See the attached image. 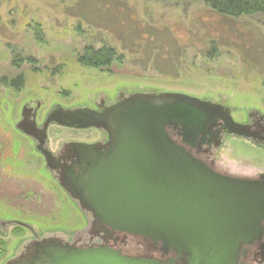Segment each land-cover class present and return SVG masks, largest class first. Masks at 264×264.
<instances>
[{
    "label": "rangeland",
    "instance_id": "obj_1",
    "mask_svg": "<svg viewBox=\"0 0 264 264\" xmlns=\"http://www.w3.org/2000/svg\"><path fill=\"white\" fill-rule=\"evenodd\" d=\"M213 45L219 55L209 60L204 55ZM88 46H110L125 64L111 73L81 67L76 57ZM20 76L19 91L1 82ZM152 92L213 101L228 108L236 123H245L250 112L263 118L264 15L224 18L194 0H0V219L27 223L40 237L61 233L69 243L87 228L33 142L16 129L25 105L42 104L41 124L56 105L94 108L99 97L113 101L119 93ZM100 136L48 131L53 152L65 142ZM216 162L230 176L264 173V151L242 140L227 141ZM18 231L3 241L6 256L32 236ZM120 248L128 257L161 255L160 247L148 251L152 243L138 237L128 236Z\"/></svg>",
    "mask_w": 264,
    "mask_h": 264
},
{
    "label": "water",
    "instance_id": "obj_2",
    "mask_svg": "<svg viewBox=\"0 0 264 264\" xmlns=\"http://www.w3.org/2000/svg\"><path fill=\"white\" fill-rule=\"evenodd\" d=\"M53 122L101 131L109 141L105 149L65 142L53 154L45 148ZM219 122L230 135L264 148L263 121L236 123L228 108L184 94H129L99 112L87 107L52 110L40 132L39 152L86 217L87 228L70 243L61 233L40 237L5 264H237L242 247L264 237V177H222L167 134L173 128L185 142L194 141L211 134ZM16 129L31 135L20 123ZM74 159L81 171L72 166ZM115 233L148 240L160 246L163 257H174L157 261L105 247H79L80 239H109Z\"/></svg>",
    "mask_w": 264,
    "mask_h": 264
},
{
    "label": "flooded vegetation",
    "instance_id": "obj_3",
    "mask_svg": "<svg viewBox=\"0 0 264 264\" xmlns=\"http://www.w3.org/2000/svg\"><path fill=\"white\" fill-rule=\"evenodd\" d=\"M126 96L127 95H123L122 93H119L118 97H116V99H114L113 101L107 100V99L105 100L103 97H99L100 101H98V100L94 101V108L87 107V106H83V107H87L91 110L98 111V112L103 111L107 108H111L112 106L117 105ZM41 107H42L41 103H36L35 108L30 107L29 103H28V105H25L21 111L20 118H19L17 124L20 123V125L22 126V128L25 131H31V135L27 136V137L33 142L35 151H37V153H39L42 156V154L39 152V147L41 148L40 132L42 131V127L45 124V122H46L48 116L50 115L51 111L58 108L59 106H57V105L53 106L52 109H50V111L44 117L43 123L39 124L38 113H39ZM74 108H76V107H74ZM67 109H72V108H67ZM262 121L264 122V118L262 119V116H260V114L255 113V112H252V113L250 112L249 114H247V121L245 123H239V124H244V125L245 124H252V123L257 124L258 122H262ZM51 127H58V128H63L66 130L77 131V132L97 131L94 129H91V130L90 129H86V130L85 129L84 130L70 129V128L61 127V126L55 124L54 122L51 123V125L49 126V128L47 130V141H46V147L45 148L47 150L49 148V150L53 154L57 153L59 149L57 151L53 152L50 148L48 131ZM97 132H99L101 134L100 140H98V141L84 142V141H80V140H76V141L74 140V141H68V142H78V143H83V144H87V145H98L101 149H105L106 144L109 141V137L106 133H103L101 131H97ZM167 134L172 141H174L176 144L185 148V150L191 156H193L195 160H197L199 163L206 166L212 172H214V173H216L222 177L231 178V179L246 180V181H257V180H260L262 177H264V173L259 174L255 178L244 177V176H230L226 172H221V170H219L217 168L216 157L218 156L219 151L224 146H226V143L229 140H234V139L242 140V141H245V142L249 143L250 145L256 147L257 149L264 151L263 147H260V146L254 144L248 140L230 135L228 130L225 129V127L223 126L222 122H219V126L215 129H213L211 131V134L199 135L194 141L185 142L183 140V137L181 136V134H182L181 131L175 130L173 128H168ZM103 151L104 150H102V152ZM73 161L74 162L72 163V166L77 171H81L83 167L81 169H79V167L77 166V159H74ZM44 162H45V160H44ZM45 166H46V164H45ZM47 171L49 172L48 169H47ZM50 175H51L52 179L54 180L53 175L51 173H50ZM54 182H56V181L54 180ZM57 185H58V183H57ZM73 204H75V203L73 202ZM75 206H76V204H75ZM86 222H87V219H86ZM11 229L14 230L15 234L17 233V232H15V229H19L20 231H18V234H20V236L23 234L24 230L30 232L32 234V236L21 239L19 241L18 245L15 247L13 253L6 256L8 253H7L6 249H4V247H3V245H4L3 241L8 240L10 237H13L14 233H11V232H13V231H10ZM21 230H23V231H21ZM39 238H40V236L37 235L35 233V231L27 223H24L21 221H16V220L5 221V220L0 219V247H1L0 248V260L4 259L2 261V264H5L9 260L19 256V254L24 252L25 247L29 243H31L32 241H35L36 239H39ZM127 238H128L127 235L118 234V233H115L109 239L104 238V237L101 240L96 239V238H94V239L88 238V240L86 242L82 241L79 244V247L89 248L91 246H99V247H105V248L113 249L117 252H120L121 251L120 246L123 245L125 241H127ZM144 241H146L147 243L150 242L148 240H144ZM78 242H80V240ZM152 245H153L154 249L148 248V251L153 250L156 252L159 249L158 247H160L159 245L157 246L154 243H152ZM159 253H161V252L159 251ZM5 256H6V258H5ZM172 257H174L173 253L165 255L164 257L161 254L157 258H149L147 256L142 257V258H147V259L157 260V261H166V260L171 259ZM237 264H264V237L261 240H256V241H253L249 245L243 246L241 251L238 254Z\"/></svg>",
    "mask_w": 264,
    "mask_h": 264
},
{
    "label": "trees",
    "instance_id": "obj_4",
    "mask_svg": "<svg viewBox=\"0 0 264 264\" xmlns=\"http://www.w3.org/2000/svg\"><path fill=\"white\" fill-rule=\"evenodd\" d=\"M195 2L203 3L216 14L230 19H238L243 17H254L264 15V0H194ZM43 34L40 33L39 36ZM218 49L216 46L210 47L209 51L205 52V57L212 60L218 56ZM171 57V56H170ZM174 58V56L172 57ZM76 62L81 67L99 71L100 73H111L116 66L125 64L123 55L117 52L116 49L110 46H102L95 48L88 46L79 53L76 57ZM178 72V67L173 70ZM178 76V75H176ZM3 85H8L21 90L24 85V78L18 77L14 81L7 79L1 80Z\"/></svg>",
    "mask_w": 264,
    "mask_h": 264
},
{
    "label": "bare ground",
    "instance_id": "obj_5",
    "mask_svg": "<svg viewBox=\"0 0 264 264\" xmlns=\"http://www.w3.org/2000/svg\"><path fill=\"white\" fill-rule=\"evenodd\" d=\"M71 207V206H70ZM72 209H70L69 207L66 209V213H69Z\"/></svg>",
    "mask_w": 264,
    "mask_h": 264
}]
</instances>
